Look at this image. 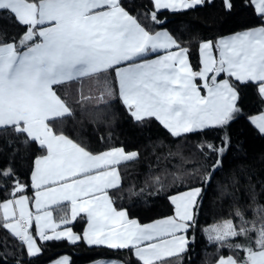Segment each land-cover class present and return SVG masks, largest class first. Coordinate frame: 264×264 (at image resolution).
<instances>
[{
  "label": "snow or ice",
  "instance_id": "1",
  "mask_svg": "<svg viewBox=\"0 0 264 264\" xmlns=\"http://www.w3.org/2000/svg\"><path fill=\"white\" fill-rule=\"evenodd\" d=\"M153 2L157 10H181L204 0ZM251 3L264 16V0ZM225 7H233L231 0H225ZM0 11L9 12L27 26L18 44H0V127L13 126L47 149V155L37 159L33 172L34 187L42 189L35 199L38 214L33 217L26 196L6 200L0 204V227L26 244L31 255L42 251L37 237L29 231L34 221L39 240L67 238L75 242L81 236L72 233L70 227L57 231L60 225L47 208L67 201L71 219L86 214L88 229L83 238L89 244L134 248L143 264H157L184 252L188 240L177 233H187L195 225L201 189L171 197L175 216L153 224L142 225L130 219L126 211H117L107 190L120 182L118 166L139 154L126 152L123 147L93 154L62 132L57 133L52 122L71 116L73 111L56 87L114 74L119 96L137 121L155 117L176 137L209 126H224L240 109L236 86L229 79L218 81L221 73L238 82L256 83L264 96V26L223 37L215 44L202 43L203 67L194 72L188 49L167 31L149 32L121 0H0ZM151 18L157 20L156 11ZM173 47L178 51H171ZM158 49L167 54L156 60L145 59ZM197 78L205 81L207 95H201ZM107 92L112 95L111 87ZM252 122L264 133V113L253 117ZM207 147L221 154L224 151L211 144ZM219 164L218 160L213 168ZM24 187L18 184L15 191L22 192ZM257 211L264 214V207ZM235 216L239 223L228 219L206 231L210 240L243 251L244 256H221L217 264H264V218L258 217L259 223L250 221L239 210ZM61 223L68 221L62 219ZM233 238H243L246 243H226ZM57 264H68V257Z\"/></svg>",
  "mask_w": 264,
  "mask_h": 264
},
{
  "label": "trees",
  "instance_id": "2",
  "mask_svg": "<svg viewBox=\"0 0 264 264\" xmlns=\"http://www.w3.org/2000/svg\"><path fill=\"white\" fill-rule=\"evenodd\" d=\"M231 2V9L225 7V0H205L193 8L171 11L157 10L153 0H121L124 8L149 32L168 29L180 46L188 49L195 72L202 69L203 41H216L221 36L264 24V16L255 11L251 0ZM153 11L157 13L156 21L151 18ZM26 31L27 26L14 15L0 11V44H18ZM219 78H228L236 86L240 111L224 126H211L180 137L173 136L154 117L135 120L121 101L114 74L94 77L88 95L82 93L85 89L61 92L73 114L52 122L53 128L93 153L123 147L139 154L138 158L120 165L122 183L110 192L116 208L126 209L141 222H149L174 214L173 195L193 188L202 190L186 251L157 264H214L221 256L243 257V251L210 240L206 226L227 219L239 223L237 210L250 221L259 223L258 217L264 218L257 211L264 207V134L249 119L264 113V99L256 83L238 82L224 73ZM108 87L112 89L111 96ZM208 144L215 149L223 148V153L209 149ZM45 152L35 140L13 144L6 143L0 135V173L11 170L7 176L0 175V204L23 193L32 198L34 163ZM218 160L219 167L214 169ZM18 184L25 186L22 192L15 191ZM67 209V205L55 207L57 217ZM85 223L86 219L80 217L72 226L81 233ZM0 224H3L1 208ZM38 243L42 251L30 256L26 244L0 227V264H46L63 254L71 256L70 264L99 259L143 264L131 248L115 249L67 239L38 240ZM226 243L246 241L233 238Z\"/></svg>",
  "mask_w": 264,
  "mask_h": 264
},
{
  "label": "crops",
  "instance_id": "3",
  "mask_svg": "<svg viewBox=\"0 0 264 264\" xmlns=\"http://www.w3.org/2000/svg\"><path fill=\"white\" fill-rule=\"evenodd\" d=\"M205 1V0H204ZM30 2H32V1H30ZM201 5V4H200ZM196 6H198V5H196ZM160 10H165V9H160ZM167 10H171V11H178V10H172V9H167ZM181 10H183V9H181ZM130 14V13H129ZM131 15V14H130ZM261 26H264V24L263 25H259V26H255V27H252V28H248V29H245V30H242V31H238V32H235V33H231V34H227V35H224V36H221V37H219L216 41H212L214 44L219 40V39H221V38H223V37H228V36H232V35H234V34H236V33H240V32H244V31H247V30H250V29H253V28H259V27H261ZM164 31H167L170 35H172L171 34V32L168 30V29H166V28H162V29H159V30H157V31H155V32H153V34H155V33H157V32H164ZM173 36V35H172ZM173 38L175 39V37L173 36ZM176 40V39H175ZM177 41V40H176ZM206 41H211V40H206ZM206 41H203L202 43H204V42H206ZM177 43L179 44V42L177 41ZM201 43V44H202ZM201 44H200V55H201V62H202V60H203V57H202V54H201ZM180 45V44H179ZM183 48H185V47H183ZM171 51H178V49H176L175 47H173L172 49H171ZM167 53H166V51L165 50H163V49H158V50H156L155 52H150V53H148L146 56H145V59L146 60H156V59H158L159 57H162V56H165ZM215 55L217 56V59H218V51L217 52H215ZM188 61H189V63H190V65H191V62H190V59H189V54H188ZM139 62V61H138ZM191 67H192V65H191ZM202 67H203V64H202ZM192 70L195 72V70L193 69V67H192ZM202 70V69H201ZM226 76H228L226 73H224ZM211 75H212V73H209V77H211ZM235 78V77H234ZM224 79H228V78H222V79H220L219 78V76L217 77V80L219 81V80H224ZM230 81V80H229ZM93 82H94V77H92V78H83V79H81V80H78V81H74V82H70V83H67V84H63V85H60V86H57L56 87V91H57V94L58 95H60L61 96V98L62 99H64L66 102H67V100H66V98L64 97V95L61 93L62 92V90H67V91H71V90H78V89H84V87H86V88H88V87H91V85L93 84ZM195 83L197 84V86L199 87V89H200V92H201V95H207V89L204 87V83H205V81L204 80H202L201 79V82H198L197 81V79H196V81H195ZM231 83V82H230ZM117 88H118V92H119V86H118V84H117ZM261 95V94H260ZM261 97L264 99V96H262L261 95ZM121 101H122V99H121ZM238 101V100H237ZM68 103V102H67ZM122 103H123V101H122ZM124 104V103H123ZM68 105L71 107V105L68 103ZM124 106H125V108L127 109V106L124 104ZM72 108V107H71ZM128 110V109H127ZM129 112V111H128ZM130 113V112H129ZM261 113H257V114H254V115H252V116H250V121L252 122V118L253 117H256V116H259ZM134 118V117H133ZM155 118V117H154ZM158 120V119H157ZM159 121V120H158ZM160 122V121H159ZM161 123V122H160ZM162 124V123H161ZM252 124L255 126V124L252 122ZM163 125V124H162ZM164 126V125H163ZM165 127V126H164ZM209 127H211V126H209ZM256 127V126H255ZM166 128V127H165ZM206 128H208V127H206ZM257 128V127H256ZM57 133H61L60 131H58L57 129H55V128H53ZM167 129V128H166ZM204 129V128H203ZM258 129V128H257ZM168 130V129H167ZM197 130H200V129H197ZM259 130V129H258ZM169 131V130H168ZM170 132V131H169ZM171 133V132H170ZM264 134V133H263ZM0 135H2V137L4 138V140H5V142L6 143H13V144H21V143H24V142H27V141H29V140H33V139H31L30 137H28L25 133H20V132H17L16 130H15V128L13 127V126H7V127H0ZM65 135V134H64ZM67 136V135H66ZM70 138V137H69ZM71 139V138H70ZM73 140V139H72ZM36 141V140H35ZM76 142V141H75ZM37 143H38V145L40 146V147H42V148H44L45 150H46V152H45V154L44 155H41V156H39V157H37V159L38 158H40V157H44V156H46L47 155V149L45 148V147H43V146H41L40 144H39V142L37 141ZM77 143V142H76ZM110 149H108V150H104V151H101V152H97V153H93V154H100V153H103V152H107V151H109ZM89 151V150H88ZM126 151V150H125ZM126 152H137V151H126ZM138 153V152H137ZM37 159L35 160V163H34V167H33V172H34V170H35V168H36V161H37ZM125 163V162H124ZM122 164V163H121ZM120 164V165H121ZM120 165L118 166V172H119V174H120V182H119V184H118V186H120L121 185V183H122V176H121V171H120ZM33 172H32V176H31V187H32V189H33V196H32V198L27 194V193H23V194H20V195H17V196H15V197H12V198H9V199H7V200H14V199H17V198H19L20 196H26V197H28L29 198V210L32 212V214H33V217L36 215V214H38V212H37V207H36V203H35V199H36V193H37V191H42V189H37V188H35L34 187V182H33ZM117 186V187H118ZM116 188V187H115ZM112 189H114V188H111V189H108L107 190V194H108V196H110L111 197V199H112V201H113V206L115 207V204H114V200H113V197H112V195H111V190ZM188 191H190V190H187V191H184V192H188ZM181 193H183V192H181ZM178 194H180V193H177V194H175V195H173V196H177ZM201 194H202V190H201V192H200V194H199V196L197 197V202H198V200H199V197L201 196ZM172 196V197H173ZM6 201V200H5ZM3 203V202H2ZM1 203V204H2ZM61 205H67V211H65V212H63L62 213V215L61 216H58L57 217V215H56V213H55V207H57V206H61ZM47 208H48V210L49 211H51L52 212V216H53V219L55 220V222L57 223V224H59L60 226H59V228L57 229V231H64L67 227H70L71 228V230H72V233H74V234H76V235H79V236H81V239H79V240H84L86 243H88L87 242V240L86 239H84L83 238V236H84V233H85V231L88 229V218H87V216H86V214H84V213H81L80 215H78L77 217H76V219L75 220H73V219H71V204H70V202H67V201H65V202H63V203H61L60 205H48L47 206ZM116 208V207H115ZM117 209V211H126L127 212V214H128V217L130 218V219H134V220H137L140 224H142V225H149V224H153L154 222H157V221H163V220H165L167 217H172V216H175V212H174V214L173 215H168V216H165V217H161V218H158V219H155V220H152V221H149V222H141L138 218H136V217H132V216H130V214H129V212L126 210V209H119V208H116ZM16 211H17V214H18V212H19V209L17 208L16 209ZM1 213H2V208H1ZM2 216H3V213H2ZM80 217H83V218H85L86 219V223H85V226H84V229H83V231L81 232V233H79V232H77L75 229H74V227L72 226V224L76 221V220H78ZM62 219H64V220H67L68 221V223L67 224H64V223H61V220ZM191 229H193V227H191V228H189L188 229V231H187V233H177V235H184V236H186V238H187V240H188V243H189V237H188V233H189V231L191 230ZM10 231V230H9ZM29 231L30 232H32V234L34 235V236H36L37 237V245L39 246V243H38V240H39V238H38V229H37V225L35 224V221L33 222V226H32V228L31 229H29ZM52 233H51V231H49V235H51ZM63 239H67V238H63ZM67 240H69V239H67ZM79 240H76L75 242H77V241H79ZM70 242H73V241H71V240H69ZM153 243H155L156 241H152ZM145 243H148V242H145ZM187 247H188V244H187V246H186V249H187ZM131 249H133V252L135 253V249L134 248H131ZM186 249H185V251H186ZM184 251V252H185ZM183 253V252H182ZM182 253H179L178 255H180V254H182ZM30 256H35V255H31V254H29ZM37 255V254H36ZM65 255H69V254H64V255H60V256H58V257H56L55 259H53V260H51V261H49V262H47L46 264H57V262L58 261H60L63 257H65ZM71 257V256H70ZM174 257V256H173ZM224 257H227V256H224ZM167 258H171V257H166L165 259H167ZM219 260V259H218ZM218 260L214 263V264H217V262H218ZM111 261H116V262H119V264H124V262L122 261H120L119 259H99V260H97V261H94V262H89V263H85V264H106V262H111ZM142 262V261H141ZM71 263V258H70V260H69V258H68V264H70Z\"/></svg>",
  "mask_w": 264,
  "mask_h": 264
},
{
  "label": "rangeland",
  "instance_id": "4",
  "mask_svg": "<svg viewBox=\"0 0 264 264\" xmlns=\"http://www.w3.org/2000/svg\"><path fill=\"white\" fill-rule=\"evenodd\" d=\"M84 89H85V90L82 91V93L84 94V96H85V95H88V93H90V92H89L90 87H88V88L84 87ZM93 99H94V98H93ZM97 99H99V98H97ZM227 220H228V219H227ZM223 221H225V220H223ZM223 221H222V222H223ZM222 222H219V223H213V224L207 225V226H206V230L209 229L212 225L220 224V223H222ZM206 233H207V235L209 236V232L206 231ZM63 255H64V254H63ZM65 257H68L69 260H70V258H71L70 255H65ZM120 261H121V260H120ZM121 262H122V261H121Z\"/></svg>",
  "mask_w": 264,
  "mask_h": 264
}]
</instances>
